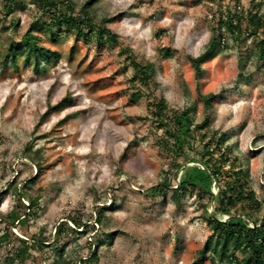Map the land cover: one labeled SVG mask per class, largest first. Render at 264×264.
Instances as JSON below:
<instances>
[{
	"label": "rangeland",
	"instance_id": "1",
	"mask_svg": "<svg viewBox=\"0 0 264 264\" xmlns=\"http://www.w3.org/2000/svg\"><path fill=\"white\" fill-rule=\"evenodd\" d=\"M89 1L95 25L110 28L117 41L98 47L95 39L86 43L66 31L55 42L45 36L58 61L36 72L5 67L3 56L9 39L20 41L34 20L47 17L30 0L14 10L0 0V264H55L58 250L60 262L79 264L94 248L91 264H194L211 233L206 217L214 213V197L194 189L176 204L171 190L148 192L167 179L175 186L178 165L202 163L194 150L177 161L166 154L164 130L148 106L163 97L176 110L195 107L193 126L208 122L198 140L225 134L223 149L235 169L249 170L263 212L264 61L255 55V38L229 40L201 74L190 58L209 47L215 12L248 10L253 0H73L76 12ZM132 54L154 64L149 85L135 79ZM137 91L143 96L131 102ZM63 97L67 105L44 116ZM210 189L218 192L214 181ZM73 218L88 227L77 228ZM63 221L84 230L67 228L55 240ZM108 233L114 237L98 248ZM21 240H28L24 252ZM235 253L243 257L247 250L241 245Z\"/></svg>",
	"mask_w": 264,
	"mask_h": 264
},
{
	"label": "trees",
	"instance_id": "2",
	"mask_svg": "<svg viewBox=\"0 0 264 264\" xmlns=\"http://www.w3.org/2000/svg\"><path fill=\"white\" fill-rule=\"evenodd\" d=\"M10 10L21 8L25 0H8ZM37 5L38 9L45 13L42 19L34 20L28 31L23 35L20 41L9 39L6 51L3 56L5 67H12L19 70L21 66H31L36 72L40 71L42 64L48 63L51 59L56 63L58 61V52L52 50L42 42L45 36H50L52 41H57L56 36L66 31L75 35L76 39H83L90 43L95 39L98 47H103L107 43L117 41V34L110 28L94 23L92 16L93 1L87 2L79 12H76L73 0H30ZM212 3L220 5L221 0H210ZM264 2H255L253 0L250 8L245 10L239 5L235 10H225V12H215L212 16L214 24L212 26V37L209 47L198 57H190L191 62L196 67L197 73L201 74L202 64L211 61L224 50L229 48V40L236 43L245 42L248 38H255L253 43L256 48V57L264 61V38H259L258 34L264 31ZM218 13V16H216ZM106 19L104 20V22ZM169 53V48H165ZM124 53H132L131 48L126 47ZM133 55V54H132ZM133 66L136 69L135 79L149 85L155 74L154 64L151 62L142 64L137 61L135 55ZM21 60V62H20ZM133 79V80H135ZM143 96L141 91H137L130 96L131 102ZM211 95H200L204 100H208ZM155 100V101H153ZM148 106L150 116L162 128L161 137L162 149L174 161L178 156L189 157V152L194 150L201 160V164L194 167H185L178 165V182L175 186L171 182L164 180L148 189L151 194L166 195V191H172V197L176 204H179L181 198L192 190H200V197L208 196L212 201L214 197V213L206 217V222L210 227L211 233L207 238L204 249L200 252V258L194 264H202L206 259H210L212 264L216 261L220 263L234 264H264V210L262 213V201L256 196L253 189H250V172L244 167L234 168L235 160H231L229 153L223 149L227 141L225 134H221L214 140L205 142L198 140L197 130L208 125L207 120L201 124L193 126L192 112L195 107L176 110L169 106L165 98L153 99ZM67 105V97H63L58 103L52 105L44 113L48 115L51 111ZM73 115L69 114L62 122H66ZM199 146L201 147L199 149ZM123 154L122 157H124ZM196 161V160H194ZM218 192L214 193L210 187L212 182ZM223 181V184L221 183ZM34 203V202H33ZM117 202H114V207ZM242 209V213H235L234 210ZM235 215H241L246 218L243 220L234 218ZM225 217V218H224ZM20 219V218H19ZM76 222V227H88V223ZM96 223L101 222V218H96ZM71 229L66 221L56 227L55 240H57L66 229ZM73 231L82 233L84 229ZM6 233L1 237L4 239ZM113 238V233L105 234L104 240H101L99 248L108 238ZM54 240V241H55ZM28 241V240H27ZM26 240H21L24 247L22 252L29 247ZM34 243L35 242L34 240ZM233 243V244H232ZM35 245V244H34ZM243 246L247 254L243 257L236 255L238 246ZM57 247V246H56ZM96 247V245H95ZM56 249V248H55ZM59 259L63 257V250H58ZM212 253L208 255V253ZM97 258V250L94 248L89 257L81 258L79 264H91ZM55 264H63L60 260Z\"/></svg>",
	"mask_w": 264,
	"mask_h": 264
}]
</instances>
